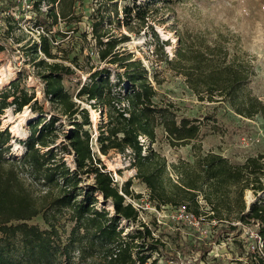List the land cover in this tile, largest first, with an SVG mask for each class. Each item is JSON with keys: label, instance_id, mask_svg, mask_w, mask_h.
<instances>
[{"label": "trees", "instance_id": "trees-1", "mask_svg": "<svg viewBox=\"0 0 264 264\" xmlns=\"http://www.w3.org/2000/svg\"><path fill=\"white\" fill-rule=\"evenodd\" d=\"M1 1L0 13L19 6L17 0ZM84 1L33 2L36 22L45 30L39 42L22 50L34 69L31 77L41 85L40 94L20 76L0 89V264H147L154 253L181 263L176 255L165 254L164 242L127 201L143 198L131 189L132 179L145 185L147 201L156 209L185 207L200 225L215 224L222 238L236 237L242 226H249L263 245L264 152L240 164L217 153H201L195 143L200 123L178 118L172 103L154 102L156 86L164 79L120 46L131 34H150L158 61L181 76L198 101L227 103L245 119L264 118V103L249 87L255 71L247 53L235 48L231 52L229 36L221 32L210 37L175 29L177 48L170 58L165 51L168 40L154 28L157 0H90L94 57L82 51L69 61L72 67L63 62L66 55L53 52L51 28L59 22H81L75 7ZM43 2L48 6L44 12ZM4 19L14 20L0 17ZM106 23L126 32L115 36ZM8 38L0 40V53L9 51ZM60 58L63 61H57ZM70 81L78 85L74 94L65 86ZM84 104L98 112L96 131ZM8 109L31 113L24 140L1 128ZM159 131L172 148L192 144L193 161L168 163L153 148ZM13 141L23 147L19 156L11 152ZM110 152L127 156L135 171L121 186L102 160ZM248 190L263 197L247 205ZM38 216L46 229L29 223ZM67 224L71 226L63 242ZM212 246V241L201 239L189 249L202 258ZM253 254L258 252L248 251L250 258Z\"/></svg>", "mask_w": 264, "mask_h": 264}, {"label": "rangeland", "instance_id": "rangeland-1", "mask_svg": "<svg viewBox=\"0 0 264 264\" xmlns=\"http://www.w3.org/2000/svg\"><path fill=\"white\" fill-rule=\"evenodd\" d=\"M11 1L14 3L16 0ZM89 1L80 3L77 10L75 7V14L77 11L81 16V22H59L51 28L50 36L54 40L51 42L54 47L53 52L58 53L59 57L65 55L67 57V60L63 61L60 58L57 61H63L72 67L69 61L82 51L94 57L95 48L89 19L93 10L88 5ZM121 7L122 4H119V12ZM155 7L160 8V11L154 21V28L162 40H168L169 46L165 47V51L170 58L177 48L175 29L204 32L210 37L215 36L217 32L228 35L231 52H234L233 48H235L236 51L247 53V59L255 71L249 87L253 94L264 103V0H157ZM41 11L44 12V8ZM20 14L18 19L10 22L4 19L5 26L0 29V40L5 41L9 37L10 47L8 52L0 53V89L20 76L22 83L36 90L39 96L41 85L31 77L34 69L22 47L36 42L38 36L35 30L39 27L44 31L45 26H38L37 13L33 8L20 11ZM121 16L120 13L119 18ZM104 26L109 28L115 36L126 32L124 28H118L115 23L111 25L106 23ZM120 47L132 53L136 59H140L151 74L156 72L164 79L161 85L156 86L157 95L153 99L154 102L172 103L178 118H188L200 123V134L195 143L201 146V153H217L227 158L232 164H240L247 157L264 152V118L258 115L253 119H245L236 115L227 103L198 101L186 87L184 79L158 61L152 52L154 45L150 34L141 33L139 36L131 34L130 40ZM85 76L83 75V81ZM65 86L73 94L78 88L75 81L65 82ZM84 105L89 109L93 131H96L99 123L98 112ZM31 117L27 109L16 114L8 109L1 117V128H8L17 141L24 140L27 137L26 125ZM153 148L165 157L168 163H175L178 160L192 162L194 159L192 144L172 148L167 144L162 131L158 132V140ZM94 149L97 150V147L94 146ZM11 152L19 156L23 152V147L13 141ZM102 160L119 186L135 174V171L129 167L127 156L110 152L102 157ZM131 189L141 194L143 198L140 200L128 198L127 201L139 210L141 221L148 224L155 232V236H159L164 242L165 254L176 255L181 260L179 264H196V262L208 264L217 260H220L222 264H264V243L263 245L260 241L253 243L254 246H259L258 254H253V258L248 256V251L256 253L248 247V237H252L253 234L251 227L242 226L238 236H229L225 239L218 236V227L215 228V224L204 223L189 227L170 217L174 208L164 206L156 209L147 201V189L138 180L132 179ZM262 197V193L254 194L250 190L245 192L247 205ZM29 223L46 229L41 216L33 218ZM123 225L126 230H129V226ZM70 226L67 224L65 234L61 235L63 242L67 238ZM201 239L213 243L211 251L202 258L199 252L189 249L190 244L194 245ZM258 256L262 257L263 262ZM147 264L175 263L154 253Z\"/></svg>", "mask_w": 264, "mask_h": 264}, {"label": "built area", "instance_id": "built-area-1", "mask_svg": "<svg viewBox=\"0 0 264 264\" xmlns=\"http://www.w3.org/2000/svg\"><path fill=\"white\" fill-rule=\"evenodd\" d=\"M18 3H19V6H14V8L12 9H9L7 10L6 12H2L0 13V17H2L3 15L5 16H9V17H13L14 19H18L20 17V11H28L29 9L32 8V5H33V2L35 0H17ZM2 1L0 0V6ZM44 8V11L47 10L48 6L43 2L42 5H41V9ZM5 26V22H3L2 20H0V29L2 27ZM40 29V30H38ZM36 33H37V41L36 42H39V35L41 33H43V30L39 27H37V30H35ZM172 219L176 220L177 222H181L185 225H188L189 227H196L199 225V221L198 219H196V217L188 212L185 207H178V208H175L173 210V213L171 214L170 216ZM250 239L252 240L251 243H249L248 247H249V250L251 249L252 252L254 251H257L259 250V246H254L253 243H256V242H261V239L260 237H258L254 232L252 234V237L250 236ZM262 245V244H261Z\"/></svg>", "mask_w": 264, "mask_h": 264}, {"label": "bare ground", "instance_id": "bare-ground-1", "mask_svg": "<svg viewBox=\"0 0 264 264\" xmlns=\"http://www.w3.org/2000/svg\"><path fill=\"white\" fill-rule=\"evenodd\" d=\"M0 83H1V81H0Z\"/></svg>", "mask_w": 264, "mask_h": 264}]
</instances>
